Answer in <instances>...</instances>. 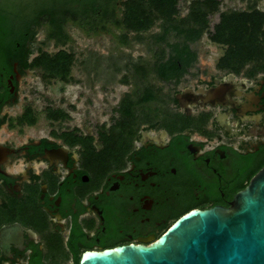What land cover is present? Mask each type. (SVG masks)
Returning a JSON list of instances; mask_svg holds the SVG:
<instances>
[{"label": "flooded vegetation", "instance_id": "obj_1", "mask_svg": "<svg viewBox=\"0 0 264 264\" xmlns=\"http://www.w3.org/2000/svg\"><path fill=\"white\" fill-rule=\"evenodd\" d=\"M215 5L216 33L235 15L248 26V15L259 17L254 29L264 33V0ZM192 12L177 22L189 24ZM200 41L189 42L193 51ZM196 52L191 66L170 56L135 63L132 105L124 97L121 120L84 133L47 115L52 127L25 119L40 54L34 41L0 43V264H82L90 252L150 246L194 210L232 207L264 168V54L206 67ZM168 62L171 80L157 72ZM141 107L154 115L140 120Z\"/></svg>", "mask_w": 264, "mask_h": 264}, {"label": "trees", "instance_id": "obj_2", "mask_svg": "<svg viewBox=\"0 0 264 264\" xmlns=\"http://www.w3.org/2000/svg\"><path fill=\"white\" fill-rule=\"evenodd\" d=\"M41 1L42 3L36 6L25 5L20 8L13 6L8 0H0V43L16 45L35 42L39 31L47 28L49 39L56 41L60 46L71 40L68 34V27L71 24L88 33H111L113 27H116L127 32L143 34L149 32L157 22L164 21L167 25L165 33L157 37V41H168L170 35L176 34L184 44H169V53L165 51L162 57L170 56L188 66L198 60V53L192 50L189 42L200 41L206 34L212 42L226 46L223 63L229 66L236 67L258 60L264 54V47L260 45L264 33L254 29L253 22L260 19L255 15H248V20H251L250 26L240 16L235 15L227 17L217 33L211 28L210 15L215 9L216 0H201L197 3L188 18L189 24L177 22L182 0ZM123 37L126 40L128 38L127 35ZM122 41L126 44V41ZM75 62V55L66 50L49 54L41 49L32 67L42 70L46 80L70 83L73 81L72 71ZM166 65L172 63L157 64L158 75L162 79H174L175 72L165 69ZM127 104L132 105V95L125 97L123 105ZM45 114L50 120L55 121L66 122L71 119V115L61 109L48 108ZM127 114H132V110L124 113L125 116ZM125 116L123 121H127ZM25 119L32 124L38 120L31 107L27 109ZM257 173L251 175V179Z\"/></svg>", "mask_w": 264, "mask_h": 264}, {"label": "rangeland", "instance_id": "obj_3", "mask_svg": "<svg viewBox=\"0 0 264 264\" xmlns=\"http://www.w3.org/2000/svg\"><path fill=\"white\" fill-rule=\"evenodd\" d=\"M8 2L20 8L42 3L41 0ZM199 2L201 0H182L178 22L186 19L190 10ZM210 22L213 28L211 16ZM164 27H167L166 23L159 21L149 32L143 34L127 32L116 27H113L111 33L100 34L88 33L71 24L68 27L71 40L60 46L56 41L49 39L47 28L41 29L35 41V55H39L41 49L49 54H57L61 50L73 53L76 57L72 71L73 81L66 83L60 80H46L43 71L37 69L28 78L29 84L21 104L31 106L35 110L39 127H52L45 114L48 108L65 110L71 115L70 120L56 124L61 129L78 128L84 133H95L94 123L98 128L103 124H115L117 120H121L117 106L131 89L129 85L133 79L132 66L139 62L141 67H147V63L153 62L154 58L161 57L165 51L169 53L167 43H157V37L163 35ZM126 35L127 40L123 37ZM122 40L126 41V44ZM177 41L180 39L176 34L169 36L168 42ZM194 47L199 52L198 63L206 67H213L227 50L212 42L208 34ZM160 85L156 80V88ZM18 110L21 111L22 106ZM154 113L147 107H141L138 112L140 120Z\"/></svg>", "mask_w": 264, "mask_h": 264}, {"label": "water", "instance_id": "obj_4", "mask_svg": "<svg viewBox=\"0 0 264 264\" xmlns=\"http://www.w3.org/2000/svg\"><path fill=\"white\" fill-rule=\"evenodd\" d=\"M82 264H264V168L232 207L194 210L150 246L90 252Z\"/></svg>", "mask_w": 264, "mask_h": 264}]
</instances>
